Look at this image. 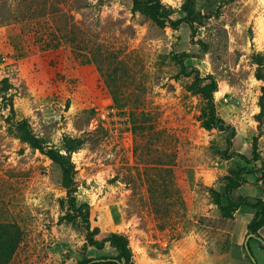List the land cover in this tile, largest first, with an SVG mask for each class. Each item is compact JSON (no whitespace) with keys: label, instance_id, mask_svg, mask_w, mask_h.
<instances>
[{"label":"rangeland","instance_id":"rangeland-1","mask_svg":"<svg viewBox=\"0 0 264 264\" xmlns=\"http://www.w3.org/2000/svg\"><path fill=\"white\" fill-rule=\"evenodd\" d=\"M161 3L186 17L185 0ZM191 19L161 27L134 0H0V222L23 230L10 264L116 256L87 242L80 218H63L84 203L99 238L128 236L131 264H252L245 241L259 208L233 210L229 198L264 201L254 160L264 158V0H195ZM95 53L122 61L127 106L87 61ZM176 54L214 75L226 127L202 125L195 71L182 73ZM131 108L148 113L140 128ZM25 118L48 148L83 138L73 207L58 165L19 138ZM258 232L249 245L264 264Z\"/></svg>","mask_w":264,"mask_h":264},{"label":"trees","instance_id":"trees-1","mask_svg":"<svg viewBox=\"0 0 264 264\" xmlns=\"http://www.w3.org/2000/svg\"><path fill=\"white\" fill-rule=\"evenodd\" d=\"M195 0H185L184 11L186 17L172 20L165 6L161 3V0H134V6L136 8H144L147 10L150 18L159 26L165 27L167 22L171 23L173 27H177L182 21L188 23L194 28L193 19H191L192 5ZM112 58V56H109ZM100 58L97 53L88 57V62H95L98 65L102 76L104 77L108 87H110L113 94L115 103L123 108L128 105L131 93L128 90L123 89L125 86L124 81V69L122 67V61H114L113 59ZM173 60L179 64L182 73H189L195 71V78L200 85V92L203 96L204 106L202 107V125L211 129L214 127H226V121L219 116L215 104L214 93L218 90V82L214 75H201L197 67L187 66L184 62L182 54H176L173 56ZM190 68L191 71H187ZM14 111V104H11ZM131 122L134 129L140 128L137 123V117H146L148 113L145 110H138L137 108H131L129 110ZM17 130L19 131V138L27 142L32 148L39 150L46 154L55 164L58 165L61 171V181L69 189L68 203L71 207L74 206L76 201V181L75 176L77 173L76 165L72 160V153L77 151L84 143L83 138L73 137L65 135L63 137L62 149L66 152L63 153L62 149L48 148L43 138L38 136L32 129L28 119H22L16 123ZM145 125H141V128ZM254 160L261 161L264 165V158L257 154ZM238 184L234 183L232 188H235ZM246 204L258 207L259 210L252 221L248 224V233H254L260 239L259 229L264 225V201L261 199H251L245 196H239L237 199L229 198V206L235 210L240 205ZM64 219L74 220L80 218L84 223L87 235V242L95 246L98 249H104L106 246H110L117 252L114 257H97L86 258L78 264H131L132 250L130 246V240L124 233L109 232L106 233L103 238H99L101 233L99 226H92L91 224V209L89 204H82L75 212L68 211L63 216ZM23 239V230L21 226L16 222H0V264H10L13 256L15 255L21 241ZM252 264L257 262L252 261Z\"/></svg>","mask_w":264,"mask_h":264},{"label":"water","instance_id":"water-1","mask_svg":"<svg viewBox=\"0 0 264 264\" xmlns=\"http://www.w3.org/2000/svg\"><path fill=\"white\" fill-rule=\"evenodd\" d=\"M255 236L254 233H249L246 237V241H245V247H246V250L248 252V254L250 255L252 261L256 262V259L255 257L252 255V252H251V249H250V245H249V240L251 237Z\"/></svg>","mask_w":264,"mask_h":264}]
</instances>
